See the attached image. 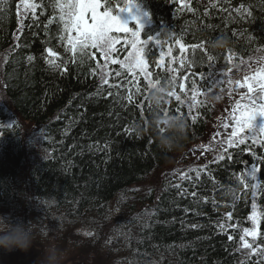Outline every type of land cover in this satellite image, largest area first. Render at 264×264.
Wrapping results in <instances>:
<instances>
[{
	"label": "trees",
	"instance_id": "16d2710c",
	"mask_svg": "<svg viewBox=\"0 0 264 264\" xmlns=\"http://www.w3.org/2000/svg\"><path fill=\"white\" fill-rule=\"evenodd\" d=\"M22 2L0 0L3 91L21 119L38 128L41 154L28 167L21 191L23 133L0 105V212L18 207L29 216L25 225L53 222L64 241L76 226L87 225V246L105 242L104 232L115 233L108 252L97 251L105 258L101 264H264V159H257L264 158V135L229 148L223 160L162 180L157 192L139 196L134 190L175 154L202 141L212 114L202 95L216 71L264 51V0H108L113 14L128 3L144 13L140 41L147 42L142 55L153 86L124 65L130 45L116 46L119 62L107 65L104 75L102 54L90 49L93 55L77 52L73 58L60 40L56 0H32L41 5L35 20L31 9H20ZM219 38L227 43L214 47ZM49 48L57 56L50 57ZM163 85L168 93L157 108L148 96ZM158 116L181 117L183 135L162 145L161 136L173 134L154 122ZM253 165L259 169L255 180ZM22 200L29 202L23 207ZM254 208L257 251L248 256L241 236L251 227ZM28 254L6 255L0 264H24Z\"/></svg>",
	"mask_w": 264,
	"mask_h": 264
},
{
	"label": "rangeland",
	"instance_id": "374dc122",
	"mask_svg": "<svg viewBox=\"0 0 264 264\" xmlns=\"http://www.w3.org/2000/svg\"><path fill=\"white\" fill-rule=\"evenodd\" d=\"M28 3H32V0H28ZM20 9L23 12L30 10V8H26L25 0H23ZM118 15L121 22L126 23L128 27L131 23H133L132 28H130L133 31H137L140 27H142L143 30V28H145L147 25V19L144 13L140 10L139 6L132 8L131 11L119 12ZM112 35L114 36V34ZM125 40L128 41L127 45L131 46L130 33H128L127 38L119 39V42L115 45V50L112 51L110 57H105L102 55L103 60H105L106 63V66L103 69L104 75H107L108 66L110 63H112V60H114V53H117L116 46L119 43H121L122 46H127L124 43ZM3 59V55L0 54V105L6 109V113L10 120L9 123L17 122L20 124L22 129V139L25 148L24 167L21 170L19 178V185L22 191L23 187L28 185V180H26L25 173L28 167L35 162V159H37L38 156L35 155L40 153L37 142V136L39 135V132L38 128L28 122L23 121L7 101L3 91L4 86L1 73ZM212 81L213 84L211 88L202 95L206 101L205 103H209L212 107L211 119L208 123L204 138L201 142L195 145V148L189 147L186 150L175 154L162 169V171L152 173L141 185L136 186L134 190L139 196H143L147 191H159L162 180L164 181L166 178L177 180L182 178V174H185L188 170L194 167L200 168L207 163L218 160L217 157L219 155H224L225 149H229L226 142L230 137L231 131L234 127V122L231 119L234 107L237 104L250 106L249 98L256 99L258 105L264 102L260 100V97L264 96V92H261L260 88L261 82L264 81V51L244 62L236 63L235 61H229L226 69L220 68V70L216 71ZM238 85H244V87H240ZM248 85L252 86L253 90L251 92L248 90ZM197 99L198 94L195 95L194 100ZM237 114L239 113L237 112ZM253 123L254 129L256 130L264 128V116H257ZM224 124H228L229 127L227 129L224 128ZM244 135L246 137L245 141L250 139L248 137H250L251 134L246 132ZM255 135L258 138L262 137L263 134L257 132ZM235 139H239V137ZM27 203H25L23 200L20 202L23 207ZM113 203L114 202L110 204V208H116ZM25 208L28 209L29 206L27 205ZM26 213L27 212L24 210L22 212H19L18 210H3L0 212V216L5 217V219L11 223H14V221H27L29 216ZM47 223L48 222L43 224L42 227H32L36 236V243L33 245V247L27 250V252H29V258L24 259V264H39V261L45 254L44 250L53 246L56 247L62 255L60 264H101L103 261H105V258L100 256L97 251H102L104 248L105 251L108 252V248L105 246L111 240L110 238H113L116 235L113 232L112 234L106 233L105 235L104 232L102 235L105 236V242H97L95 246H87L86 239L90 235L87 225H80L79 227L76 226L74 229H72V232L70 233L74 240L72 243L71 237H68L66 241L59 237V231L62 233L63 230H61L58 226H55L53 222H51L49 225H47ZM257 226L258 212L254 208L251 227L248 229V231H255L256 236L254 239L251 235H245V232L243 233L244 240L247 241L248 244L252 245L251 248H245L241 244V250L244 255L249 256L257 251L255 246V241L258 237ZM15 252L21 254L26 251L16 249L8 252L0 249V263L3 262L6 255L10 257ZM11 260L18 262L20 258Z\"/></svg>",
	"mask_w": 264,
	"mask_h": 264
},
{
	"label": "snow or ice",
	"instance_id": "6c2138e0",
	"mask_svg": "<svg viewBox=\"0 0 264 264\" xmlns=\"http://www.w3.org/2000/svg\"><path fill=\"white\" fill-rule=\"evenodd\" d=\"M106 5H108V0H56L54 7L59 12V22L62 24L60 40L66 41L68 50L72 53L73 58L76 56L77 52L82 56L93 55L94 53H90V49L96 50V52H99L105 57H110L112 51L115 50V45L119 42V38L112 34L130 33L131 51L127 53L124 65L129 71L135 72L139 70L140 73L144 74L145 79L148 80L149 86H153V82L150 80L151 73L146 71L147 65L142 55L143 44L147 42H141L139 39L142 27L138 28L137 31H133L126 23L121 22L117 14L119 12L131 11L132 8L136 7V4L128 3L125 7L117 5L118 11L116 14H113L111 6L106 7ZM25 6L31 9L32 18L35 20L36 9L41 7V5L38 3H28V0H25ZM101 9H103V11H101ZM52 20H56V17L53 16ZM151 39L152 38H149V40ZM177 42L179 43V41ZM124 43L127 45L128 41L125 40ZM181 47L183 48V46ZM47 52L50 57L57 56V53L53 52L51 48L47 49ZM28 59L31 60L32 57L29 56ZM118 62L117 60H112V63ZM49 63L54 64L55 61L49 60ZM117 75H119V73H117ZM185 79H187V77H185ZM174 81L175 77H172L170 82L174 83ZM238 86L244 87V85ZM180 87L183 91V83ZM247 87L249 92L253 90L251 85ZM260 88L261 92H264V81L261 82ZM137 91H139L138 88ZM169 95L175 96L178 101L180 100V96L176 95L175 92H171ZM193 99H195V97H193ZM129 100H131V95H129ZM260 100L264 101V96H261ZM181 103L183 102L181 101ZM249 105L250 106L237 104L233 109L231 119L234 122V127L226 142L229 148L245 143L246 137L244 134L246 132L251 134L248 138H250L253 143L257 142V137L255 135L257 132L264 134V128L256 130L254 129L253 123L257 116H264V102L258 105L256 99L249 98ZM237 112L239 114H237ZM223 127L227 129L229 125L224 124ZM237 137H239V139H235ZM261 142L264 143V141ZM226 150L227 149H225V151ZM217 159L223 160L224 155H219ZM257 159L260 160L264 158L257 157ZM257 171H259V169L253 165L251 170V178L253 180L256 179L255 173ZM182 175L187 174L185 173ZM193 195H195V193H193ZM245 235H251L255 239L256 232H249L246 229ZM241 241L243 247H252V245L244 240V236H241Z\"/></svg>",
	"mask_w": 264,
	"mask_h": 264
},
{
	"label": "clouds",
	"instance_id": "9594fccd",
	"mask_svg": "<svg viewBox=\"0 0 264 264\" xmlns=\"http://www.w3.org/2000/svg\"><path fill=\"white\" fill-rule=\"evenodd\" d=\"M227 43L226 39L219 38L214 42V47H222ZM168 93V85L158 86L154 88L149 96V102L159 108L165 101ZM163 123L167 131L171 132L172 136H161V143L167 146L174 137L183 135L185 123L179 116H164L157 117L154 121ZM36 243V236L33 232L32 225L21 223H11L0 216V249L11 252L16 249L23 251L29 250ZM45 254L39 261V264H60L62 255L56 247H51L44 250Z\"/></svg>",
	"mask_w": 264,
	"mask_h": 264
},
{
	"label": "bare ground",
	"instance_id": "6f19581e",
	"mask_svg": "<svg viewBox=\"0 0 264 264\" xmlns=\"http://www.w3.org/2000/svg\"><path fill=\"white\" fill-rule=\"evenodd\" d=\"M17 210L19 211V212H22L23 210H21V209H19L18 207H17ZM13 219H15V218H13ZM34 221H39V220H34ZM15 223H23V224H26V221H14ZM32 227H39V226H37L36 224H35V222H32ZM102 242V241H101Z\"/></svg>",
	"mask_w": 264,
	"mask_h": 264
}]
</instances>
